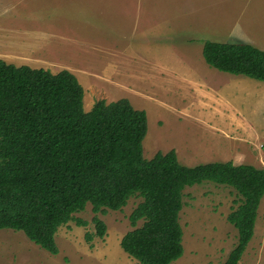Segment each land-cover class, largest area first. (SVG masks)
Returning <instances> with one entry per match:
<instances>
[{
    "label": "rangeland",
    "instance_id": "1",
    "mask_svg": "<svg viewBox=\"0 0 264 264\" xmlns=\"http://www.w3.org/2000/svg\"><path fill=\"white\" fill-rule=\"evenodd\" d=\"M207 41L264 50V0H0V60L54 74L71 71L85 89L86 112L101 100H130L148 115L147 160L174 150L187 167L232 162L264 169V130L257 133L264 126V82L214 78L217 70L202 54ZM200 82L221 92L218 103L212 91L198 97L191 85ZM228 104L239 111L244 130L231 131L216 112ZM238 201L226 186L186 188L180 214L185 253L172 264H225L238 244V230L228 222ZM142 202L132 198L121 211L98 214L107 234L92 242L86 236L96 233L95 213L88 205L75 215L88 226L72 221L59 229L56 255L23 232L1 230L0 264H139L121 242L134 230L130 216ZM239 264H264V199L255 238Z\"/></svg>",
    "mask_w": 264,
    "mask_h": 264
},
{
    "label": "trees",
    "instance_id": "2",
    "mask_svg": "<svg viewBox=\"0 0 264 264\" xmlns=\"http://www.w3.org/2000/svg\"><path fill=\"white\" fill-rule=\"evenodd\" d=\"M203 57L220 72L264 82V51L253 45L207 41ZM84 99L69 70L54 74L0 60V231L23 232L56 255L59 229L72 221L88 226L75 217L88 205L95 213L96 233L86 236L92 242L107 234L98 214L121 211L140 197L130 216L134 230L121 246L139 264H172L185 253L184 191L208 182L239 197L228 216L238 244L225 263L239 264L255 238L264 169L232 162L187 167L174 150L147 160L146 111L121 99L101 100L86 112Z\"/></svg>",
    "mask_w": 264,
    "mask_h": 264
},
{
    "label": "crops",
    "instance_id": "3",
    "mask_svg": "<svg viewBox=\"0 0 264 264\" xmlns=\"http://www.w3.org/2000/svg\"><path fill=\"white\" fill-rule=\"evenodd\" d=\"M203 49H204V47H203ZM264 51V50H263ZM202 54H203V52H202ZM204 58V57H203ZM205 60V59H204ZM205 63H206V61H205ZM206 65L208 66V64L206 63ZM25 66H27V65H25ZM214 70H216V69H214ZM220 75H222V76H227L228 77V75H231V74H227V73H223V72H220V71H218L217 70V72H216V74H215V77L214 78H219V76ZM232 76H234V75H232ZM240 77V76H239ZM241 77H244V76H241ZM247 78V77H246ZM249 80H253V79H250V78H248ZM248 80V81H249ZM256 81V80H255ZM260 82V81H259ZM263 83V82H262ZM203 85H206V84H202L201 82L199 83V84H196V85H194V84H192L191 86H193L196 90H197V95H198V97H200V98H204L205 97V95H204V93H209L210 94V92L209 91H212L214 94H210V95H212V97L214 98V100L218 103V101H219V97L221 96L220 94H221V92L220 91H218V90H207V89H209V88H207L206 86H203ZM193 87H192V89H191V87H190V90H193ZM194 91V90H193ZM111 103V102H110ZM227 103V102H226ZM229 105V107H231V109H229V107L228 108H222V106H218V108H217V110H216V112L218 113H220L221 115H224L225 116V119H224V122H228V124H229V126H231L230 128H231V131H234L233 129L235 128L236 130H244V129H242V125L241 124H239L240 122H239V120H240V118L239 119H237L238 117H239V115L240 114H238L239 113V111L237 110V108L235 107V106H233V105H231V104H228ZM257 109H254L252 112H254V111H256ZM252 112H250V111H248V113H246V115H249L250 113H252ZM260 112V111H259ZM258 112V113H259ZM258 122V121H257ZM256 122V123H257ZM209 123H211V122H209ZM250 124H252L253 122H249ZM232 124H234V125H232ZM258 124V123H257ZM259 125V124H258ZM260 126V131H257V133L259 132L260 134L263 132V130H264V126H261V125H259ZM219 130H222V129H220L219 128ZM247 130V129H246ZM249 131V133H250V136L249 137H251L252 138V133H251V130H248ZM253 135L254 136H256L255 135V132L253 131ZM247 140V139H246Z\"/></svg>",
    "mask_w": 264,
    "mask_h": 264
}]
</instances>
